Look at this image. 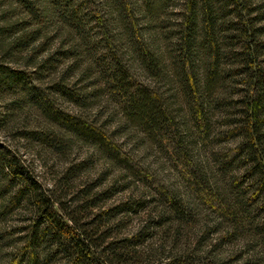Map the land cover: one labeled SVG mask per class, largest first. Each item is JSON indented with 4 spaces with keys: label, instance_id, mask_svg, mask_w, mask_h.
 <instances>
[{
    "label": "trees",
    "instance_id": "1",
    "mask_svg": "<svg viewBox=\"0 0 264 264\" xmlns=\"http://www.w3.org/2000/svg\"><path fill=\"white\" fill-rule=\"evenodd\" d=\"M0 264H264V0H0Z\"/></svg>",
    "mask_w": 264,
    "mask_h": 264
},
{
    "label": "rangeland",
    "instance_id": "2",
    "mask_svg": "<svg viewBox=\"0 0 264 264\" xmlns=\"http://www.w3.org/2000/svg\"><path fill=\"white\" fill-rule=\"evenodd\" d=\"M165 168H166L165 175H167V176H169V177L172 176L173 180H176V179L174 178L173 169H171L170 165L167 164V165L165 166Z\"/></svg>",
    "mask_w": 264,
    "mask_h": 264
}]
</instances>
